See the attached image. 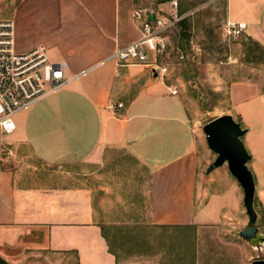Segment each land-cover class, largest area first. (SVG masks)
<instances>
[{"label": "crops", "instance_id": "crops-1", "mask_svg": "<svg viewBox=\"0 0 264 264\" xmlns=\"http://www.w3.org/2000/svg\"><path fill=\"white\" fill-rule=\"evenodd\" d=\"M225 9L226 24L246 23L245 35L264 49V0H226ZM10 20L19 52L42 46L52 62L65 64L68 77L88 73L38 102L15 122L14 140L0 144L2 259L118 264L100 219L105 201L97 186L111 183L106 169L122 155L147 174L150 226L216 229L219 240L228 221H243V191L232 176L214 179L218 187L229 182L232 203L225 191L206 196L202 190L211 151L183 83L113 59L141 37L127 0H19ZM228 98L233 112L215 118L231 115L247 130L243 141L264 220V92L239 82L230 85ZM198 242L192 236L194 248Z\"/></svg>", "mask_w": 264, "mask_h": 264}, {"label": "rangeland", "instance_id": "rangeland-1", "mask_svg": "<svg viewBox=\"0 0 264 264\" xmlns=\"http://www.w3.org/2000/svg\"><path fill=\"white\" fill-rule=\"evenodd\" d=\"M18 1L0 0V21L12 18ZM127 1L132 14L139 8L171 13L172 0ZM177 1L181 12L193 15L187 18V29L177 26L169 32V54L158 60L168 68V80L183 83L182 92L186 96L184 100L188 110L199 119V127L202 128L215 119V116L233 112L228 98L231 84H254L260 92H264V62H250L253 60V53L246 49L255 50L256 45L246 35L230 42L223 39L226 0ZM183 33L186 34L185 37ZM180 52L186 55L184 60H179ZM30 110L15 116L14 121L17 123ZM237 122L240 123L239 118ZM16 135L18 132L4 137V141L10 142ZM210 156L209 166L216 158L212 152ZM118 161L120 163L106 169L111 183L97 186L102 191L99 197L105 201L100 219L106 225V232L112 237L118 264H252L258 258L256 249L235 237L245 228L247 216L239 224L228 221L231 223L226 225L229 232H221L219 240H215L216 229L200 228L197 232L195 228L194 233L150 226L146 218L147 174L129 160L125 161L123 155ZM215 170L208 173L204 168L201 172L204 177V194L208 196L213 195L215 190L225 191L227 201L232 203L233 194L229 182H223L218 187L214 180L218 174L231 177L227 166ZM255 207L258 212L257 227L264 235L261 209L258 204ZM194 235L199 239L195 248L192 245ZM260 258L264 259V244L261 246Z\"/></svg>", "mask_w": 264, "mask_h": 264}, {"label": "built area", "instance_id": "built-area-1", "mask_svg": "<svg viewBox=\"0 0 264 264\" xmlns=\"http://www.w3.org/2000/svg\"><path fill=\"white\" fill-rule=\"evenodd\" d=\"M170 11V14H165L164 10L157 13L149 9H136L132 17L139 24L141 37L126 48L118 50L113 59L126 65L144 64L154 75L166 77L168 68L162 66L158 58L169 54L171 45L168 34L193 15H180L177 0L170 2ZM246 29V23L228 22L223 29V39L230 42L240 38L245 35ZM178 58L184 60L186 55L180 52ZM87 73L84 71L68 77L65 64L52 62L42 46L28 52H19L14 23L11 20L0 21V144L4 137L15 132V116L61 92L72 81L80 80ZM178 91L174 89L172 94H177ZM117 107H122V104ZM8 154L12 155L9 147Z\"/></svg>", "mask_w": 264, "mask_h": 264}, {"label": "water", "instance_id": "water-1", "mask_svg": "<svg viewBox=\"0 0 264 264\" xmlns=\"http://www.w3.org/2000/svg\"><path fill=\"white\" fill-rule=\"evenodd\" d=\"M156 76V75H155ZM208 149L216 156L207 172L227 166L230 175L237 181L243 191V206L248 222L237 237L256 249L259 253L252 264H264L260 258L264 235L257 227L258 212L255 207L256 183L249 168L252 156L247 150L243 137L247 130L231 115L217 117L202 127ZM101 194V192H99ZM0 264H9L0 257Z\"/></svg>", "mask_w": 264, "mask_h": 264}, {"label": "trees", "instance_id": "trees-1", "mask_svg": "<svg viewBox=\"0 0 264 264\" xmlns=\"http://www.w3.org/2000/svg\"><path fill=\"white\" fill-rule=\"evenodd\" d=\"M164 1H167V0H164ZM187 19L183 20L179 26L181 28H185L187 29ZM185 33H183V37H185ZM256 45V48L255 50L254 49H250V48H247L246 50L249 51V53H253L251 54L253 56V60L250 61L252 63H262L264 62V49L262 47H260L257 43H255ZM255 206H256V202H255Z\"/></svg>", "mask_w": 264, "mask_h": 264}]
</instances>
